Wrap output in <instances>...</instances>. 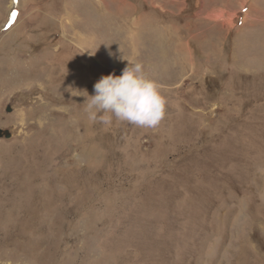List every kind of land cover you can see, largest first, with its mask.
I'll return each mask as SVG.
<instances>
[{
  "label": "rangeland",
  "instance_id": "1",
  "mask_svg": "<svg viewBox=\"0 0 264 264\" xmlns=\"http://www.w3.org/2000/svg\"><path fill=\"white\" fill-rule=\"evenodd\" d=\"M128 61L155 128L88 118ZM0 128V264H264V0H0Z\"/></svg>",
  "mask_w": 264,
  "mask_h": 264
},
{
  "label": "clouds",
  "instance_id": "2",
  "mask_svg": "<svg viewBox=\"0 0 264 264\" xmlns=\"http://www.w3.org/2000/svg\"><path fill=\"white\" fill-rule=\"evenodd\" d=\"M129 62V61H128ZM86 112L92 122L104 125L114 117L137 127L155 128L164 119L167 100L156 80L149 77L140 62H129L120 75L102 76L94 84V94L86 91Z\"/></svg>",
  "mask_w": 264,
  "mask_h": 264
},
{
  "label": "water",
  "instance_id": "3",
  "mask_svg": "<svg viewBox=\"0 0 264 264\" xmlns=\"http://www.w3.org/2000/svg\"><path fill=\"white\" fill-rule=\"evenodd\" d=\"M10 133L8 129H1L0 128V137H9Z\"/></svg>",
  "mask_w": 264,
  "mask_h": 264
},
{
  "label": "crops",
  "instance_id": "4",
  "mask_svg": "<svg viewBox=\"0 0 264 264\" xmlns=\"http://www.w3.org/2000/svg\"><path fill=\"white\" fill-rule=\"evenodd\" d=\"M102 9L104 10V8L102 7Z\"/></svg>",
  "mask_w": 264,
  "mask_h": 264
},
{
  "label": "snow or ice",
  "instance_id": "5",
  "mask_svg": "<svg viewBox=\"0 0 264 264\" xmlns=\"http://www.w3.org/2000/svg\"><path fill=\"white\" fill-rule=\"evenodd\" d=\"M13 15H15V14H13Z\"/></svg>",
  "mask_w": 264,
  "mask_h": 264
},
{
  "label": "bare ground",
  "instance_id": "6",
  "mask_svg": "<svg viewBox=\"0 0 264 264\" xmlns=\"http://www.w3.org/2000/svg\"><path fill=\"white\" fill-rule=\"evenodd\" d=\"M250 6V5H249Z\"/></svg>",
  "mask_w": 264,
  "mask_h": 264
}]
</instances>
